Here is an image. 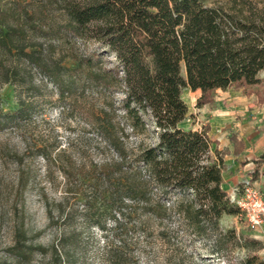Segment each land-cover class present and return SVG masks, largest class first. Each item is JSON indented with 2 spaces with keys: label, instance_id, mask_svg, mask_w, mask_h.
Instances as JSON below:
<instances>
[{
  "label": "trees",
  "instance_id": "16d2710c",
  "mask_svg": "<svg viewBox=\"0 0 264 264\" xmlns=\"http://www.w3.org/2000/svg\"><path fill=\"white\" fill-rule=\"evenodd\" d=\"M53 3L59 12L56 28L96 48L77 58L72 71L96 90L85 118L113 152L109 160L76 173L90 189L89 196L75 194L90 219L98 225L108 214L126 229L136 221L174 227L172 237L202 244L197 251L220 262L264 264L260 241L221 226L223 217L241 213L222 188L223 158L208 137L209 126L181 128L188 113L181 98L186 89L200 92L197 109L211 105L216 91L230 89L264 104V80L259 78L264 72V11L250 9L246 16L244 5L234 3L229 13L199 0H46L48 6ZM46 5L32 15L18 4L1 11L0 47H16L23 18L52 30ZM24 51L32 61L34 52ZM36 65L62 84V68L41 61ZM23 107L20 103L11 116L21 115ZM13 251L26 256L20 242ZM64 259L52 248L51 264Z\"/></svg>",
  "mask_w": 264,
  "mask_h": 264
},
{
  "label": "rangeland",
  "instance_id": "374dc122",
  "mask_svg": "<svg viewBox=\"0 0 264 264\" xmlns=\"http://www.w3.org/2000/svg\"><path fill=\"white\" fill-rule=\"evenodd\" d=\"M199 1L205 7L229 13H234V3L244 5L246 16L250 9L253 13L264 11V0ZM16 4L32 15L33 9H44L46 0H0V12ZM46 8L44 15L54 21L52 30L23 18L16 47H0V264H51L54 247L64 256L63 264H227L204 250L197 251L202 246L198 242L172 237L176 234L174 227L164 229L156 223L136 221L126 229L108 214H102L98 225L90 219L83 201L75 197L76 192L89 196L90 189L87 182L77 180L76 173L109 160L113 152L95 137L85 118L96 90L72 71L77 58L92 54L96 48L56 28L59 12L55 3ZM21 48L34 52L32 61L20 52ZM102 59L112 61L107 56ZM40 61L63 69L59 72L61 85L37 67ZM259 78L264 80V72ZM199 95V91L182 92L188 113L181 128L201 130L217 115L230 114V118L236 117L234 122L210 132L221 148L238 126L256 133L259 141L264 129V104H257L255 96L246 97L242 90H218L211 105L197 109ZM115 98L120 100V94ZM20 103L23 113L11 116ZM255 146L250 144V150ZM229 169L227 166L224 178L230 195L248 185L264 197V165L257 175L249 178L248 174L233 187ZM221 226L252 238L241 215L223 217ZM17 242L25 257L14 254ZM258 255L264 260V249ZM229 259L234 261L235 257Z\"/></svg>",
  "mask_w": 264,
  "mask_h": 264
},
{
  "label": "crops",
  "instance_id": "0c3cea01",
  "mask_svg": "<svg viewBox=\"0 0 264 264\" xmlns=\"http://www.w3.org/2000/svg\"><path fill=\"white\" fill-rule=\"evenodd\" d=\"M229 115L230 114L217 115V117H214L213 121L205 124L209 126L208 137L213 142V148L220 152L223 158L224 168L222 172V188L228 196H230V192H228L229 186L225 184L224 178L227 166H229V170L233 173L230 182V187H233L234 185L240 183L248 174L249 178L250 175L254 177V171H257L258 174L260 172L259 167L264 165V161L259 160V158L263 155L262 151L264 150V129L260 134L258 133L259 141H257L256 133L250 132V130H246L241 126H238V128L236 127L232 134L229 135L228 143L222 148L220 147L218 141L212 138L210 135L211 130L236 120V117L230 118ZM250 144L256 145L254 151L250 150ZM251 233V237L253 239L260 241L264 245V226L261 230Z\"/></svg>",
  "mask_w": 264,
  "mask_h": 264
},
{
  "label": "built area",
  "instance_id": "2783aa9c",
  "mask_svg": "<svg viewBox=\"0 0 264 264\" xmlns=\"http://www.w3.org/2000/svg\"><path fill=\"white\" fill-rule=\"evenodd\" d=\"M229 200L240 210L246 228L250 232L261 230L264 226V197L262 193L248 185L236 189Z\"/></svg>",
  "mask_w": 264,
  "mask_h": 264
}]
</instances>
